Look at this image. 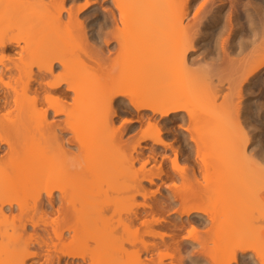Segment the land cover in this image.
Instances as JSON below:
<instances>
[{"label": "bare ground", "instance_id": "obj_1", "mask_svg": "<svg viewBox=\"0 0 264 264\" xmlns=\"http://www.w3.org/2000/svg\"><path fill=\"white\" fill-rule=\"evenodd\" d=\"M0 1L3 4L8 2L3 7L2 4L0 5L1 22L12 18H15L12 19L14 22L16 19L27 22H19L23 26L26 24V28L24 27L26 35L21 37L0 35V88H7L0 90V113H3L5 109L9 110V112L0 114V151L5 150L3 145L6 144L8 151H5V154L10 156L6 160L7 162L5 158L3 159L4 155L0 156V214L6 215L4 214L5 207L14 204L10 197L16 196L21 188L26 187L30 195L29 198L32 197L34 201L33 205H36L41 213H44L45 218L46 214L56 215V218H53L51 222H43L45 226H38L39 221H36L34 217L35 220L30 223L32 228L30 227L29 231L22 222L20 224L23 226L21 227L19 224L20 227L17 226V230L12 228L10 232L8 229L1 232L0 264H38L40 259H43L40 264H80L81 261L84 264H233L237 262L264 264V252L259 249L263 245L258 246L257 249L256 246L252 247L253 251L258 250L255 253L252 251L256 256L249 252L252 250V244L257 245L255 243L257 239L254 240L252 239L254 237H251L255 233L252 230L257 227L255 225L252 229L253 224L262 217L260 215H262V210L264 211V207H262L264 206V199H260L259 196V192L260 194L264 192V174H262L260 167L261 163L264 162V131H261L258 120L250 121L248 119L249 101L260 90V65L264 63V31L259 26L261 16L264 14V0H201L204 8H201L198 13H193L191 18H189L190 9L195 0H112L115 8L111 10V7L107 8L111 17L105 15L106 12L103 14V11L101 13V10L93 8L92 2L95 3L96 0H86L84 4H74L75 6L72 3L79 0H13L11 4L8 0ZM70 3L73 6H70ZM250 24L254 26H249ZM109 26L116 28H114L116 32L112 30L115 34V41H118L115 47L118 52L116 51L114 57L104 54L108 50L100 51L103 56L97 53L93 56L88 55L90 60L76 55L75 50L80 44L84 45L89 42L100 46L102 37L105 35L106 38L108 35L105 27L110 34L112 33L107 29ZM22 28L20 27V30ZM6 31H4L5 34H7ZM71 32H75L78 36L74 35L73 38L71 35L70 38L66 36ZM138 33H143L148 37L141 39ZM107 39L110 40V38ZM109 40H105L108 45ZM102 45L100 46L101 49L104 48ZM89 46L92 47L91 44ZM95 48L96 51L101 50L99 47V50L97 47ZM17 49L21 53L20 56L14 52ZM124 52L126 54L121 58ZM125 55H130V57L128 56L129 59ZM13 58L16 59V62L11 64ZM176 64H180L182 68H178L180 65ZM51 73L56 74L58 87H49ZM7 77L10 78V82L7 81ZM61 81H66L67 86ZM241 82H245V89L250 95L243 98L244 106L238 109L240 114V122H238L233 118V111L238 108L237 100L240 97L237 85ZM96 83H99L98 86ZM92 84H96L97 88L93 89ZM73 88L76 89L75 92L72 91ZM114 92L128 94L118 96L117 100L135 99L137 115L133 122L137 121L142 125L148 121V125L152 124L158 129L159 140L150 136L146 139H138L139 141H135L131 147L129 143L124 141L123 127L121 128L120 124L116 123L118 119L129 118L130 116H122L121 108L115 102L112 105V114H109L105 105L106 98ZM55 96L60 97V102L53 100L49 103L48 98ZM200 96H207L206 99L209 103L205 105V102L201 101L202 98H200V104H198L199 101L197 103V100ZM205 97L203 98L205 99ZM201 102H203V106ZM43 104L47 106L42 109ZM51 111L55 115H64V120L58 121L60 123H54L52 120L51 122L48 117ZM149 111L151 114L148 113ZM241 123L244 125L243 127H241ZM132 124L134 123H131L128 130H133ZM147 124L145 126L148 127ZM83 129H85L84 131L90 130L89 132L97 135L94 140L92 139L93 142L88 140L90 134L83 135L85 138L81 136ZM60 130L72 132L71 139L80 147L79 150L87 151L86 159L91 158L92 150L101 151V148L105 146L104 151H102L104 153L105 149L110 146L113 152L119 149L117 155H121L123 160H129L131 164H134V161H141L140 168L137 167L138 170L136 168L135 172L132 173H130V169L128 170L130 177L133 178L131 182L127 183L129 187H124L122 185L124 182H122L114 187L112 185L110 187L113 188L112 191L119 185L120 188L115 190L119 189L125 192L127 187L128 189L134 188V195L131 196L135 197L136 194H142L145 197L149 194L146 190L144 191L143 182L154 183L156 177L163 180V176L167 175L168 172L166 173L167 170L163 168L161 163L156 165V172L154 173L146 168L151 158L155 161L158 160L157 156L160 153L157 152V148L152 146L150 153L149 148L147 149L148 152L145 155L148 157H145L142 142L148 139L156 145H160L161 148L174 150L175 154L171 159L172 170L183 179L187 186L184 189L175 190L177 192L175 195L173 194V197L171 195L164 197L163 195L155 203L148 201L140 204L143 209L137 208L138 210L126 217V220H123L124 217L120 218L121 221L118 220V223L115 217L110 214L107 215L110 213L108 209H106L107 214L102 209L104 207H102V200L100 201L101 205L92 213L93 215L90 212L88 214L85 211L94 205L92 203L95 197L93 189L94 185H97L99 174L93 173L96 174L93 176L90 172L92 176L84 178V181L88 182L87 184L90 185L92 182L93 186L91 185V187L93 188L91 189L94 193L91 190L92 193L87 192L86 189L85 194L81 191V194L78 195L75 193L79 191H75L78 185L76 188H72L74 180L70 181L69 178H66V181L64 178L63 181V175H67L69 171L58 169L57 164H62L66 159L76 156L73 155L75 152L71 153L65 148L66 141L60 136ZM172 130L177 132V134L174 133L176 134L175 137L183 146L181 144L175 146L168 141V134ZM160 140L163 143H160ZM90 141L92 147L89 146V149ZM208 148H210L211 158L220 162L216 164L217 166L212 167L213 170H210L211 166L208 165L210 156L207 154ZM127 150H130L128 155ZM89 152L92 155L88 154ZM109 154L107 157H105L106 154H102L103 159L116 158L115 154L114 156H109ZM111 156L115 158H111ZM118 158L114 160L116 163ZM100 159L103 162L102 158H99L98 161ZM109 160H104V163H108ZM186 162L189 164H185ZM191 162L192 164H190ZM197 162L201 165V172H199L200 175L202 174L201 179L196 166ZM114 175L111 174L112 178ZM101 176L99 177L102 181L107 178ZM15 177L17 184L13 185L11 179ZM89 177H94V179ZM90 180L91 182H89ZM94 180H96L95 184H93ZM99 181L101 182V180ZM106 181H103L101 185ZM212 181L217 182L219 186L215 188L213 182L215 189L210 188V190H214L215 194H224L221 196L222 198L226 196V204L238 195L240 196L236 199L238 204L237 201L234 202V205L232 202L235 207L234 210L237 209L236 212L233 209H231L232 211L227 210L233 208L231 203L229 205L231 207L224 206V212L228 211L230 214L229 211H231L234 213L233 215L231 213L232 216L228 219L226 218L228 216H224L226 222L222 221L224 217L222 219L219 217L223 211L221 212L219 209V213L217 210L220 200L217 201V209L214 208L219 214H214L211 210L208 211L204 207L205 205L203 206V201L201 202L202 205L200 203L197 206L187 208L188 205L199 199L202 190L206 192L207 183L211 182L209 184L211 186ZM175 186L177 187V185ZM72 189L75 190L71 191ZM109 191L107 194L112 192ZM156 192L151 191L150 195L154 197ZM210 192L212 191L207 193ZM56 193L59 194L56 195ZM87 193L92 195L87 196ZM115 194L116 192H114V198H116ZM262 194L264 195V193ZM243 196L246 201H244ZM261 197L264 198V196ZM119 198L122 201V195L118 196L117 194V199H115L117 203H119ZM227 199H230V202ZM240 199L243 201L241 202ZM133 201L130 199V202ZM130 202L128 201V203ZM177 202L178 204L180 202L179 205L184 208L176 209L178 216H173V220L167 221L165 216H156V213H164L166 205L168 207L173 206L174 209ZM95 204L97 205V203ZM116 206L115 208H118V204ZM258 206L261 207L260 210L256 209ZM170 209L168 208V211ZM244 210L245 213H249H243ZM255 210L260 213L257 215L252 213ZM149 211L155 213L152 219L145 217L150 214ZM116 213H113L114 216ZM228 213L225 212V214ZM113 219L116 221L114 222ZM220 219L222 224L226 225L225 229L227 228V230L220 227L224 229L225 233H222L224 231L221 229L223 235L222 240L221 237L218 239L219 244L225 242V245L229 241L230 244L233 242L234 245H230V247H235L231 252L232 261L229 260L230 263L225 262L223 256L226 255H221L220 250L223 248L219 249V244V251L216 250L221 253V256H216L218 254L216 253L214 259L211 257L214 255H207L205 259L204 255L206 254L201 256V253L206 252L207 243L205 250L203 251V248L200 247L202 252L198 250L199 254H196L197 251L194 252L196 249L193 244L183 243L184 245H182V241L179 240L180 244L176 238H173V243H170L169 238L166 240L164 237L170 236L169 233L165 232L166 230L160 232L161 234L159 233L161 238L163 237L162 244L145 243L143 247L134 249L135 251L125 247L126 252L127 250L132 252H124L126 258L124 257L121 261L115 255L123 258V248L120 250L118 248L117 250L112 249L111 251V248L108 247L110 244H107L108 237L111 235L110 229L115 228L114 223L122 224L126 229L130 227L127 229L130 232H133V227L135 230L139 229V226L149 227L153 222L173 227L178 232L184 228L189 229L190 226L189 235L185 236L184 233V238L195 237L193 239L195 241L199 237L196 235L193 237V234H198L201 227L205 226L206 228L209 221L216 224ZM262 221L264 222V220ZM186 225L187 227H185ZM250 225L253 226L250 227L252 234L249 232L251 234L249 237L247 234ZM214 227L217 226L214 225ZM242 227L247 230L242 229L244 235L240 232ZM63 228H67L65 230L68 231L71 230V234L74 231L73 236L69 234L72 237H69L68 242L64 239L67 234L66 231L63 232ZM214 229L218 231L219 228ZM206 230L207 234L211 233L208 228ZM183 232L185 231L183 230ZM237 234L241 237L238 238ZM212 235H215L213 231ZM26 236L28 239L24 240L27 238ZM90 237L91 239H88ZM85 238L94 240V242H88L91 244L85 247L81 243ZM18 240L21 242L15 243ZM196 241L199 244L204 242L202 239H196ZM247 241H251L252 244L249 245L250 242ZM241 243L243 247L240 245ZM31 245L32 247L37 245L38 248L33 247V250ZM83 245L85 248H81ZM162 245L163 248H170L178 253L177 261L165 263L163 258H166V255L173 257V254L166 253V251L165 253L162 251L160 254L158 253L156 259L151 256L152 260L146 259L144 261L141 258L143 251L150 252L159 249ZM224 248L226 247L224 246ZM111 252L115 256L113 259L116 258L118 262L103 257L100 259V254L107 257ZM207 258L212 260L209 262ZM34 259L37 260L33 261Z\"/></svg>", "mask_w": 264, "mask_h": 264}, {"label": "rangeland", "instance_id": "obj_2", "mask_svg": "<svg viewBox=\"0 0 264 264\" xmlns=\"http://www.w3.org/2000/svg\"><path fill=\"white\" fill-rule=\"evenodd\" d=\"M7 1V0H6ZM9 1V3L11 4V2L13 1V0H8ZM86 0H79V1H77L76 3H72L73 5L75 4V5H82V4H84V2H85ZM93 1V0H92ZM91 1V2H92ZM4 2V1H3ZM94 2V1H93ZM92 2V5L94 6L93 8L94 9H99V10H101V13H102V11H103V14H105L104 12H106L107 14H105V15H107L108 17H111V14H110V11H108V9L110 8V10L113 8H115V6L113 5V1L111 0H109V1H106V0H96L95 1V3H93ZM113 2V3H112ZM2 4V7H3V5H7L8 4V2H6V4L4 3H2L1 1H0V5ZM71 3H70V6H73ZM69 5V4H68ZM67 5V6H68ZM74 5V6H75ZM1 7V6H0ZM108 8V9H107ZM66 15V14H65ZM66 17V16H65ZM12 19H15V18H12ZM12 19H7V20H4L3 22H1V24H0V35H7V36H23L26 32H24V27L26 28V24H25V26H23L22 25V23H27L26 22V20L24 21H22V19L21 20H18V19H16V22H14V20H12ZM17 20H18V23H17ZM22 21V23H19V22H21ZM19 25V24H21L20 26H17V25ZM2 26L4 27L3 29H2ZM22 26H23V28H22ZM6 27V28H5ZM20 27L22 28L21 30H20ZM109 27H110V29H109ZM109 27H107V29L108 30H110V31H114V32H116L115 30H114V28L115 27H112V26H109ZM121 27V26H120ZM119 27V28H120ZM112 28V29H111ZM116 29V28H115ZM118 29V28H117ZM7 30V31H6ZM4 31H6V33L7 34H5V32ZM105 31L108 33V35H107V33H105ZM105 31H104V29H103V32L107 35L106 36V38H105V35H104V37H102V43H101V45H102V47H104L103 49H101V45L100 46H98V45H94L93 43H89L88 42V44L87 43H85L84 45L83 44H80L78 47H77V49L75 50V52H76V55H78V56H80V57H83V58H85V59H89L88 58V55L89 56H93V55H95L96 53L97 54H99V55H102L103 56V53H101L100 51H107V53L105 52L104 54H108L109 56H111V57H114L115 55H116V53L118 52V50H116V46H117V42L118 41H115V37H114V33H113V31H112V33L111 34H113V35H111L110 34V32H108L107 30H106V27H105ZM26 35V34H25ZM70 35L72 36V38L74 37V35L77 37L78 35L75 33V32H71V33H69L68 35H66V36H69V38H70ZM113 36V37H111V36ZM133 35H136V34H133ZM65 36V35H64ZM64 36H62V37H64ZM138 36L141 38V39H145V38H147L148 37V35H145V34H143V33H138ZM142 36V37H141ZM107 38H110V40L109 39H107ZM67 39V38H66ZM105 40H109V45L108 44H106V41ZM104 41H105V43H104ZM89 44H91V46L93 47H90L89 46ZM93 44V45H92ZM111 44V45H110ZM109 46V47H108ZM95 47H97V50H99V49H101V50H99V51H96V48ZM98 47H99V49H98ZM118 48V47H117ZM95 49V50H94ZM105 49V50H104ZM117 51V52H116ZM11 52H13V51H11ZM16 54H17V56H20L21 55V53L18 51V49L17 50H15L14 51ZM13 52V53H14ZM99 52V53H98ZM11 54V53H10ZM124 54H126V52H124L123 53V55H121V58L124 56ZM131 56H132V54H130ZM130 55H125V57H127L128 58V56L130 57ZM107 57V56H106ZM124 57V58H125ZM123 58V59H124ZM126 59V58H125ZM129 59V58H128ZM90 60V59H89ZM13 62H16V59H12V62H11V64L13 63ZM93 63V62H92ZM176 65H180V64H176ZM175 65V66H176ZM182 68L181 67V65L180 66H178V68ZM7 79V81L8 82H10V78L9 77H7L6 78ZM13 82V81H12ZM12 84V83H11ZM13 84H14V82H13ZM12 84V85H13ZM97 84V86H98V84L99 83H96ZM96 84H92L91 86H93V87H90L91 89L93 88V89H95V87L97 88V86H96ZM5 87H1L0 88V90H2V89H4ZM89 88V89H90ZM5 89H7V88H5ZM203 97H205V96H200V97H198V100H197V103H198V101H199V103L198 104H200V100L201 101H203V102H205V105L207 104V103H209L208 101H207V99H206V97H205V99L203 98ZM200 98H202V99H200ZM200 99V100H199ZM203 102H201L202 103V106H203ZM42 105V104H41ZM40 105V106H41ZM46 106L47 105H44L43 104V107H41L42 109L43 108H46ZM40 108V107H39ZM6 112H9V110L8 109H5V110H3V113H6ZM2 112L0 113V114H3ZM53 112L51 111V112H49V115H48V117H49V120L51 121H53L54 123L56 122H58V121H63L64 119V115H55L54 113L52 114ZM149 114H151V112L149 111L148 112ZM130 116V115H129ZM129 116H127V117H129ZM129 118H132L131 116L129 117ZM136 119V117L133 119V120H135ZM123 119H118L117 120V123L116 124H120V122L122 121ZM51 121V122H52ZM148 122V121H147ZM147 122L145 121L144 123H142V125H141V123H139V122H137V121H135V122H133L134 124H132L133 125V130H128L129 128H130V126H131V124H128V126L126 125V126H124L123 128H122V132H123V139H124V141L126 142V143H129V146L131 147L134 143H135V141H139L138 139V136L141 134V130H142V128L144 129V128H147V126H145L146 124H147ZM58 123H60V122H58ZM61 123H63V122H61ZM207 123L208 124H210V122H208L207 121ZM145 127H144V126ZM148 125V124H147ZM143 126V127H142ZM61 128V127H60ZM126 128V129H125ZM141 128V129H140ZM85 129H83L82 131H81V136L83 137V135H87V133L88 134H90V138H88V136H87V138H88V140H91L92 142H93V140H94V138H96V134H93V133H91V132H89L90 130H88V131H84ZM61 131V130H60ZM174 133H176L177 134V132L175 131L174 132V130H172V132H170L168 135V137H169V139H168V141L169 142H171V143H173V144H175V146H178V144H179V146H180V142L177 140V137H175L176 136V134H174ZM61 134V135H60ZM60 136H62L65 140L64 141H66L65 142V148H67V150H69L71 153L73 152H75L73 155H75L76 157L74 158H70V159H66V161H64V162H62V164H57V167H58V169L60 168V170L62 169V170H67V171H69V173L66 175V174H64L63 175V181H64V178H65V180L67 181V179L69 178V180L70 181H72V180H74V182H73V185L74 186H72V188H76V186H77V188H76V190L75 189H72L71 191H77V190H79L78 192H75V193H77L78 195H79V193L81 194V191H86V189H87V192L88 191H92L93 192V190H94V194H95V197H94V202H92L94 205L91 207H89V209H87V211H85V212H88V214H89V212H90V214H92V213H94L95 212V210H97V208L101 205L100 203V201L102 200V209H104L105 210V212H106V214L108 213L107 212V210L106 209H108V211L110 212V213H108L107 215H112L113 217H115L116 218V220H114L113 219V221L115 222H117L118 223V220H120L121 221V219L123 218V220H126V217H129L130 215H132L136 210H138L137 208H139V209H143L142 207L143 206H141L142 204H144L145 202L147 203L148 201L149 202H151V203H155V201L156 200H158V199H160V198H162V196L164 195V197H167V195H171L172 197H173V194L175 195V193L177 192H175V190H180L181 188L182 189H184L187 185H186V183H184V181H183V179L181 178V177H179V175H177L175 172H174V170H172V164H171V159L173 158V156H174V150H171L172 148H170V149H165V148H161V146L160 145H156L154 142H152L151 140H144L143 142H142V147H143V149L145 150V153H144V155L145 154H147L146 152H148V148H149V153H150V147H152V146H154L155 148H157V152H160L159 153V157L157 156V158H158V160L156 159V161H155V159L153 160L152 158L149 160V162L147 163V169L149 170V171H153V173L154 172H156V170H155V167H157L156 165L157 164H160L161 163V165L162 166H164L163 168L164 169H166L167 171H166V173H167V175L165 174V176H163V180L162 179H160V178H155V181L156 182H154V183H149L148 181H146V182H143V187H144V191L146 190V192L149 194L148 196L146 195L145 197H144V195L142 196V194H136L135 195V197H133V196H131L133 193H134V188H129L128 189V187H129V184H127V183H129V182H131V180L133 179L132 178V176L130 177V173H132V172H135V170H136V168L137 167H139L140 165H141V161H134V164L132 163L131 164V162L129 161V160H123V157H121V155L120 156H118L117 154H119L118 152H119V149H117V151H114L113 152V149L109 146V148H106L105 149V152H107V153H103L102 151H104L103 149L105 148V146H103L102 148H101V151H96V149H94V150H92L91 152L93 153V155H92V153L90 154V152L88 153V154H90V155H92L91 156V158L89 159V158H87L86 159V152H84L83 150H79V148L80 147H78V145L75 143V141L73 140V139H71L72 138V132H70V131H64V132H60ZM63 134V135H62ZM127 134V135H126ZM127 136V137H126ZM125 137H126V139H125ZM83 138H85V136L83 137ZM93 139V140H92ZM129 139V140H128ZM141 140V139H140ZM91 141H90V144H88V147L89 146H91ZM128 141V142H127ZM89 142V141H88ZM85 143H86V141H85ZM86 145V144H85ZM68 146V147H67ZM145 146V147H144ZM181 146H183L182 144H181ZM92 147V146H91ZM108 147V146H107ZM3 148H5V150L3 151V150H1L0 151V156H2V155H4L3 156V159L5 158V161L8 159V157H10V156H8L7 154H5L8 150H7V148H8V146L5 144V145H3ZM87 148V147H86ZM89 149H90V147H89ZM128 149H130L129 147H128ZM99 150H100V147H99ZM147 150V151H146ZM209 151V153H208V151ZM206 151H207V154L208 155H210V148H208ZM6 151V152H5ZM130 151V150H129ZM128 150H127V155H128V152H129ZM4 152V153H3ZM100 153V155H99V153ZM110 154H109V153ZM113 152V153H112ZM162 152V153H161ZM95 153V154H94ZM105 155V157H107V155L109 154V156L110 155H112V156H114V154L116 155L115 157L116 158H118V160H117V163H116V161H114L116 158L115 157H112L111 156V158H115V159H110L109 160V158H107L109 161H110V163H109V161H108V163L106 162V163H104V160H107V159H103V155ZM131 153V152H130ZM129 153V154H130ZM148 153V154H149ZM166 154V155H165ZM72 155V156H73ZM90 155H88V156H90ZM150 155V154H149ZM7 156V157H6ZM102 156V157H101ZM108 156V157H109ZM147 155H145V157H146ZM160 156H162L163 158H161ZM148 157V156H147ZM146 157V158H147ZM99 158H102L103 159V162L101 161V159H100V161H98L99 160ZM120 158H121V160H120ZM210 159V160H209ZM209 159H208V165H209V167H210V170L212 169L213 170V166L215 167V166H217L216 164H218V163H220L218 160H213L212 158H211V155L209 156ZM184 160H186V159H184ZM114 161V162H113ZM126 161H127V163H126ZM130 163H129V162ZM7 162V161H6ZM59 163H60V161H59ZM112 163V164H111ZM193 163H196V161H193ZM222 163V162H221ZM111 164V165H110ZM136 164V165H135ZM185 164H189V162L187 163H185ZM190 164H192V162L190 163ZM131 166V167H129V166ZM199 165V166H198ZM125 166H127V167H125ZM136 166V167H135ZM196 166H197V168H198V174H199V172H201V169H200V163H198L197 162V164H196ZM56 167V166H55ZM129 167V168H128ZM140 168V167H139ZM202 168V167H201ZM130 169V173H129V170ZM132 169V170H131ZM137 170H138V168H137ZM113 171V172H112ZM115 171H116V173H115ZM91 172L92 174L93 173H96L97 175L99 174V176L100 175H102L101 177H103L104 176V178H105V176L107 177L106 179H103V181H106L105 183H103V185H101L102 184V179L98 176V178H97V185H94V189L92 190L91 188H93V187H91V185H92V182H91V180L89 181V182H91V184L89 185V184H87L85 181H84V178H87L88 176H92L91 175V173H90V175H89V173ZM211 172V171H210ZM86 173V174H85ZM88 173V174H87ZM169 173H171V175H168ZM96 174H93V176H95ZM111 174H115L114 175V178H112V176H111ZM119 175L118 177H116L117 175ZM66 175V176H65ZM79 176V177H76V176ZM86 176V177H85ZM110 176H111V178H110ZM167 176V177H166ZM168 176H171V177H173V178H171V177H168ZM202 176V174L200 175L199 174V178ZM109 177V178H108ZM116 177V178H115ZM176 177V178H175ZM67 178V179H66ZM90 178V177H89ZM96 178V177H95ZM131 178V179H130ZM162 178V177H161ZM90 179H94V177L93 178H90ZM201 179V178H200ZM99 180H101V182L99 181ZM10 181V180H9ZM9 181H8V183H9ZM65 181V182H66ZM69 181V182H70ZM95 181L96 180H94V183L93 184H95ZM100 183H99V182ZM215 181H217V180H215ZM122 182H124V184L122 183ZM166 184H165V183ZM175 182V183H174ZM214 181H212V183H213ZM218 182V181H217ZM216 182V183H217ZM11 183H13V185H15V183L17 184V178L15 177V178H13V179H11ZM119 183H122V185L124 186V187H126V186H128L127 188H126V190H124L125 192H123V190H115V189H117L118 187H119V185H118V187H116V188H114V191H112L113 190V188H110L112 185V187H114V186H116L117 184H119ZM177 185V187L179 188H177L175 185ZM215 183V182H214ZM214 183L211 185V186H209V184H211V182L210 183H207L208 184V186H209V189H208V186H206V188L208 189V191H212V192H210L209 194L207 193L208 191H207V189H206V192H203V190H202V193H200V196H199V199L197 200L196 199V202H193L192 204H190V205H188L187 206V208H190V207H193V206H197V205H199L202 201H203V206L204 207H206V209L208 210V211H213V213L214 214H219L220 213V211L222 212V213H220V215L221 216H219L221 219L226 215V216H228V217H226L227 219L228 218H230V216H232L234 213H232L231 211V209H233V211H235L234 209H235V207L233 206L235 203L234 202H236L237 200V197L239 196H237L236 198L235 197H233V198H235L234 200H232L231 199V197H230V199L232 200L231 202H230V199H227V201L228 202H230L231 203V206H233V208H228V207H231V206H229L230 205V203H228V204H226V200H225V198H226V196L225 197H223L222 198V196L224 195V194H218V193H216L215 194V192H214V190H210V188H212V189H215L216 187H218L219 186V184L218 183H220V182H218L217 183V185H216V183H215V185H214ZM162 184V185H161ZM170 184H171V186H170ZM205 184H206V182H205ZM172 185H174V186H172ZM215 186V188H214V186ZM43 186H45V185H43ZM93 186V185H92ZM97 186V187H96ZM123 186H122V189H124L123 188ZM40 187H41V185H40ZM255 187V186H254ZM39 188V187H38ZM120 188V187H119ZM146 188V189H145ZM95 189H96V191H95ZM248 189V188H247ZM23 190V191H22ZM112 191L111 193H109V194H107L108 192L107 191ZM160 192H159V191ZM261 190V189H260ZM21 191H22V193H21ZM90 191V192H91ZM109 191V192H110ZM119 191H121V192H119ZM151 191H157L156 192V195L153 197V195L151 196L150 194H151ZM205 191V190H204ZM252 191V190H251ZM264 191V190H263ZM19 192V194H17ZM17 193H14L16 196H11L10 198L13 200V202H14V204L12 205V206H7V207H5V213L4 214H6V215H1L0 214V233L1 232H4V231H6V229H8L9 231L8 232H10V230H12V228L13 229H18V227H20V225L22 224V222H23V225L24 226H26L27 227V230L29 231V229H31L32 228V226L30 225V223H32V221H34L35 219H36V221H39L38 222V226L39 225H42V226H45L44 225V223L45 222H51L52 220H53V218H56V215H52V214H46L47 216H46V218L44 217L45 215H44V213L42 214L41 213V211L36 207V205L34 206L33 204V199H32V197L31 198H29L30 197V195L28 194V192H27V188L26 187H24V188H21L19 191H18ZM91 192V193H92ZM114 192H116V194H115V196H116V198H114ZM249 192V191H248ZM247 192V193H248ZM253 192H255V191H253ZM257 192V191H256ZM259 192V191H258ZM164 193V194H163ZM204 193H207L206 195L204 194ZM262 193H264V192H262ZM260 194V192H259V196H260V199L262 198V199H264L263 197H261V196H264L263 194ZM59 193H56V195H58ZM83 194V193H82ZM84 194H85V192H84ZM88 194V193H87ZM86 194V195H87ZM117 194H118V196H120V195H122V197L124 198H122V201H120V198H119V203H117V201L115 200V199H117ZM130 194V195H129ZM218 194V195H217ZM250 194V193H249ZM252 194V193H251ZM250 194V195H251ZM92 195V194H91ZM90 194H88L87 196H91ZM113 197H112V196ZM134 195V194H133ZM202 195H204V196H202ZM220 195V196H219ZM222 195V196H221ZM246 195V194H245ZM255 195H256V193H255ZM130 196V197H129ZM235 196V195H234ZM246 196H248V195H246ZM258 196V197H259ZM93 197V196H92ZM91 197V198H92ZM150 197H152V198H150ZM240 197V196H239ZM253 197H254V195H253ZM253 197H252V199H253ZM256 197H257V195H256ZM14 198H15V200H14ZM95 198H98L99 199V204H98V199H95ZM127 198H129V199H127ZM217 198V199H216ZM243 198H244V196H243ZM127 199V200H126ZM130 199L131 200H134L133 202H130ZM248 199V198H247ZM250 199V198H249ZM248 199V200H249ZM201 200V201H200ZM218 200H220V201H218ZM224 200V201H223ZM238 200H239V198H238ZM16 201V202H15ZM128 201L130 202V203H128ZM217 201H218V203H219V207H218V203H217ZM240 201L242 202L243 200L242 199H240ZM244 201H246L245 200V198H244ZM255 201V200H254ZM257 201H258V198H257ZM262 201V200H261ZM167 202V201H166ZM221 202V203H220ZM223 202H225V203H223ZM232 202H233V205H232ZM241 202H239V203H241ZM259 202V201H258ZM16 203V204H15ZM95 203H97V205L95 204ZM168 203V202H167ZM237 204H238V201L236 202ZM247 203V202H246ZM263 203H264V201H263ZM18 204V205H17ZM118 204V208H115V207H117L116 205ZM141 204V205H140ZM179 204H180V202H179ZM178 204V202H177V204H176V206H175V208L173 209V206L171 207V209H170V207H168L167 205H166V209H165V211H164V213L163 214H160V213H156L157 215L156 216H158V215H161V216H165V217H167V221H171V219L173 220V216L175 217V216H178V213L176 212V209H183L184 207H182V206H180ZM236 204V205H237ZM243 204H244V202H243ZM242 204V205H243ZM251 204V203H250ZM252 204H253V202H252ZM252 204H251V206H252ZM261 204H262V202H261ZM260 204V205H261ZM92 205V204H91ZM169 205V204H168ZM201 205H202V203H201ZM228 207H227V206ZM254 205V204H253ZM263 205V204H262ZM261 205V206H262ZM141 206V207H140ZM218 207V209H217V207ZM222 206V207H221ZM224 206H226L227 208V210H231V211H229L230 212V214L228 213V211H225L226 213H228V214H225V212H224V210H225V207ZM237 206H239V205H237ZM236 206V207H237ZM241 206V205H240ZM244 206V205H243ZM249 206V205H248ZM107 207V208H106ZM211 207V208H210ZM221 207V208H220ZM245 207H246V205H245ZM245 207H243V209L245 208ZM250 207V206H249ZM257 207V206H256ZM260 206H258V208H256V209H258V210H260L261 209V207L259 208ZM262 207H264V206H262ZM114 208H115V210H114ZM168 208L170 209L169 211H168ZM214 208H216L218 211H219V209H221L220 211H219V213H218V211L216 210L215 211V209ZM237 208H239V207H237ZM253 208V207H252ZM36 209V210H35ZM101 209V210H102ZM118 209V210H117ZM173 209V211H171ZM214 209V210H213ZM240 209V208H239ZM242 209V210H243ZM246 209V208H245ZM249 209V208H248ZM253 209H255V208H253ZM149 210H151V209H149ZM115 211V212H114ZM133 211V212H132ZM236 211H237V209H236ZM235 211V212H236ZM247 211V210H246ZM251 211V210H250ZM84 212V211H83ZM84 212V215H85V217H87L86 216V213ZM117 212V213H116ZM176 212V213H175ZM112 213V214H111ZM113 213H116L115 215L116 216H114V214ZM149 213L150 214H147V216H145L147 219H152V216H153V214H155V213H151L150 211H149ZM231 213H232V215H231ZM240 213V212H239ZM243 213H245V210H244V212ZM247 213H249V212H246L245 214H247ZM252 213H254V214H259L260 212L259 211H257V210H255V211H252ZM173 214V215H172ZM237 214V213H236ZM241 214V213H240ZM261 214L262 215H260V216H262V217H260V221L259 220H256V222L253 224V225H250L248 228H250V227H252V229L255 227V225H257V227H255L256 229H254V230H252V232H255V233H253V236H251V237H254V238H252V239H254L255 240V238L257 239L256 241L257 242H255V243H257V245L255 244V245H253L252 244V242L251 241H247L248 243H249V245L250 244H252V246H251V248L253 247V246H256V249H257V247L258 246H262V248L260 247L259 249H260V251L261 252H264V222L262 221V220H264V211L262 210V212H261ZM93 215V214H92ZM148 215H149V217H148ZM223 215V216H222ZM2 216H6L5 217V219H4V217H2ZM247 216H249L250 217V215H247ZM34 217H35V219H34ZM248 217V218H249ZM31 218H33V219H31ZM48 218V219H47ZM121 218V219H120ZM184 218H186V217H184ZM226 218L224 217L223 218V220L222 221H224V222H226L227 220H226ZM252 218V217H251ZM256 218V217H255ZM258 218H259V216H258ZM263 218V219H262ZM43 219H46V220H48V221H45V220H43ZM216 219V218H215ZM217 219H219L218 217H217ZM221 219H220V221L218 220H216L217 222H216V224H214L215 222H213L212 223V221L210 222L209 221V224H208V226L209 227H211V228H209L208 226H206V228H205V226L204 227H201L200 229H199V231H198V234H193V237L196 235V237H199V238H196L197 240L198 239H202V241H204V242H202V241H200V242H202V244L200 243L199 244V242L198 241H196V239H195V241L193 240L194 238H192L191 237V239L190 238H188L187 237V239H185L184 237L185 236H187V235H189V232H188V230H190L191 229V227L189 226L188 228L189 229H187V228H184V229H182V230H180V232H178V231H176L177 229H175V228H173V227H168L167 225H165V224H155L154 222L151 224V225H149V227H145V226H139V229H136L135 230V228L133 227V232H130V231H128L127 229H129V228H127L126 229V227L123 225L122 226V224L121 225H119V224H113V226L115 227L114 229H113V227L110 229V234L111 235H113L112 237H114V238H112L111 237V235H109V237H108V240H107V244L109 243L110 245L108 246V247H110L111 248V251H112V249H114V250H117V248L120 250V248H123V253L122 254H124V252H126L125 250H124V248L126 247L128 250H132L133 249V251H135L136 250V248L137 249H139V248H141V247H143V244L145 245V243H147V244H154V243H160V244H162L163 243V237L161 238V235H159V233L160 232H163V231H165V232H167V233H169L170 234V236H165L164 238L167 240L168 238V240H170V243H173V238H176V240H177V242L178 243H180V241H182L181 243H182V245H184V244H193V245H195V251L194 252H198V250H200V247H201V249L203 248V251L205 250V246H206V243H207V249H206V252L205 253H201L202 255L201 256H203V254H206V255H204V258L205 257H207V255L208 256H211V255H214V257L213 256H211L213 259L218 255H220L221 253V255H223V254H225L226 256L224 257L223 256V258H224V260H225V262L226 263H230V261H232V258H231V256H232V253L231 252H233V250L232 249H234L233 248V242H232V244H230L229 243V241H227V243L229 244V246H228V244L226 243L225 245H224V243H222L221 242V244H219L220 242H218V239L221 237V240H222V233H225V231H224V229H225V227H226V225L224 226V224H222V222H221ZM262 219V220H261ZM50 220V221H49ZM226 220V221H225ZM249 220H250V218H249ZM255 220V219H254ZM30 221V222H29ZM35 221V222H36ZM44 222V223H43ZM223 222V223H224ZM248 222H251V221H248ZM258 222H259V224H258ZM263 222V223H262ZM21 223V224H20ZM40 223H42V224H40ZM20 224V225H19ZM50 224V223H49ZM48 224V225H49ZM261 224H263V225H261ZM23 225H21V227L23 226ZM28 225V226H27ZM118 225H119V227H118ZM187 225L185 226V227H187ZM214 225L215 226H217V227H214ZM223 225V226H222ZM18 226V227H17ZM41 226V227H42ZM50 226V225H49ZM49 226H47V227H49ZM219 226V227H218ZM247 226H248V224H247ZM246 226V227H247ZM258 226H260V227H258ZM15 227V228H14ZM31 227V228H30ZM123 227H125V228H123ZM220 227H224V229L223 228H220ZM245 227V226H244ZM244 227H242L241 228V231L240 232H242V229L244 228ZM11 228V229H10ZM110 228V227H109ZM209 229V230H211V233H209V234H211L212 235V231H213V233H215V235H212L213 236V239H212V236L211 235H209V234H207V232H205V231H207L206 229ZM213 228V229H212ZM214 228H219L218 229V231H217V229L215 230ZM247 228V229H248ZM16 229V230H17ZM62 229V228H61ZM64 229V228H63ZM65 229H67V228H65ZM63 230V232H65L66 231V234L67 235H65V241L66 242H68L69 241V237L72 235L73 236V234H74V231H73V233L71 234V230L70 231H68V230ZM224 231V232H222L221 233V231L222 230ZM131 230V231H132ZM138 230V231H137ZM183 230L185 231V232H183ZM225 230H227V228L225 229ZM243 230H246V229H243ZM249 230V229H248ZM201 231V232H200ZM220 231V232H219ZM247 231V230H246ZM245 231V232H246ZM70 232V233H69ZM113 232V233H112ZM115 232V233H114ZM156 232H158L157 234H156ZM183 232V233H182ZM210 232V231H209ZM218 232V233H217ZM237 233H239L238 231H236ZM249 232H251V228H250V230L248 231V234H247V232H246V234L250 237V235L252 234V232H251V234L249 233ZM186 235H185V234ZM188 233V234H187ZM221 233V235H219ZM243 233V235H244V231L242 232ZM69 234H71V235H69ZM161 234V233H160ZM204 234V235H203ZM245 234V235H246ZM115 235V236H114ZM185 235V236H184ZM201 235V236H200ZM209 236V238H208V236ZM239 235H242V234H240L239 233ZM238 234H237V236H238V238L239 237H241V236H239ZM71 236V237H72ZM183 236V237H182ZM224 236H226V235H224ZM223 236V237H224ZM27 237V236H26ZM115 237H116V239H115ZM205 237H207V238H205ZM234 237H235V234H234ZM87 238V237H86ZM83 239L82 241H81V243L82 244H84L85 245V247H87L89 244H91V243H93L94 242V240H88V239H91V237L90 238H88V239ZM180 238V239H179ZM211 238V239H210ZM0 239H1V234H0ZM26 239H28V237L27 238H25L24 240H26ZM164 239V240H165ZM192 241H190V240ZM245 239V238H244ZM15 240H17V239H15ZM20 240V239H19ZM19 240H18V242L17 241H15V243H17V244H19L20 242H19ZM180 240V241H179ZM209 240V241H208ZM210 240H212V241H210ZM253 240V241H254ZM23 241V240H22ZM28 242L30 241V240H27ZM26 241V242H27ZM91 241V243H89L88 244V242H90ZM186 241V242H185ZM162 242V243H161ZM166 242V241H165ZM168 242V241H167ZM198 242V243H197ZM213 242V243H212ZM231 242V241H230ZM245 242V241H244ZM14 243V244H15ZM180 243V244H181ZM184 243V244H183ZM217 243V244H216ZM242 243H243V241H242ZM242 243L240 244L242 247H243V245H244V243H243V245H242ZM247 243V244H248ZM21 244H23V243H21ZM200 246H199V245ZM203 244H205L204 246H203ZM220 245V247H219V245ZM246 244V245H247ZM84 245L83 246H81V248H83L84 247ZM87 245V246H86ZM209 245H210V247H209ZM215 245V246H214ZM230 245H233L232 247H230ZM113 246H116V247H113ZM122 246V247H121ZM223 246V247H222ZM224 246L226 247V248H224ZM33 247H37L38 248V246L37 245H33ZM32 247V245H31V248L34 250V248ZM84 247V248H85ZM164 246L162 245L159 249H154L153 251H150V252H148V251H143V253H142V256H141V258L144 260V261H146V259L147 260H149V259H151L150 257L152 256V257H154L155 259L156 258H158V256L157 255H159L160 254V252L162 251V252H164L165 253V251H166V253H169V254H173V257H170V256H168V255H166V258H163V261H165V263H170V262H174V261H177V259H178V257H177V252H175L174 250H172V249H170V248H163ZM211 247H213V248H211ZM214 247H215V249H214ZM218 247H219V249L221 248H223L222 250H220L221 251V253L219 252H217V250L219 251V249H218ZM247 247V246H246ZM37 248H35L36 250H37ZM109 248V249H110ZM229 248V249H228ZM231 248V249H230ZM249 248V247H248ZM135 249V250H134ZM164 251H163V250ZM168 251H167V250ZM212 249V250H211ZM217 249V250H216ZM239 249V248H238ZM262 249H263V251H262ZM127 250V252H132V251H128ZM236 250H237V248H236ZM121 251V252H122ZM208 251V252H207ZM215 251V252H214ZM227 251V252H226ZM238 251V250H237ZM253 248H252V250H250L249 252H250V254H252L253 252L255 253L256 251H258V250H256V251H253ZM126 252V253H127ZM196 252V254H199V252H202V250H200L198 253ZM159 253V254H158ZM214 253V254H213ZM216 253H218V254H216ZM253 253V254H254ZM111 254H113L112 252L106 257L105 255H99V256H101V258L100 259H102V257L103 258H106V259H109V260H112L115 256H117L118 258L117 259H119V261H121L122 259H124V257L126 258V254H124V256H123V258H119V257H121V256H118V255H115L114 256V254L111 256ZM121 254V253H120ZM154 254V255H153ZM210 254V255H209ZM215 254H216V256H215ZM249 254V253H248ZM257 254V253H256ZM220 255V256H221ZM179 256V255H178ZM200 256V255H199ZM200 256V257H201ZM219 256V257H220ZM228 256V257H227ZM253 256H256L255 254L253 255ZM97 257V256H96ZM97 257V258H98ZM112 257V258H111ZM219 257H217V258H219ZM229 257H230V259H229ZM153 258V259H154ZM222 258V257H221ZM226 258V259H225ZM116 258L115 259H113L114 261H116L117 260ZM202 259H203V257H202ZM206 259V258H205ZM204 259V260H205ZM209 259V262H210V260H212L211 258H207V260ZM37 260V259H36ZM35 259L33 260V261H36ZM43 260V259H42ZM41 259L38 261V264H40L41 262H43ZM72 260V259H71ZM152 260V259H151ZM221 260V259H220ZM223 260V261H224ZM230 260V261H229ZM29 262H30V260H28ZM27 261V262H28ZM222 261V260H221ZM229 261V262H228ZM28 262V263H29ZM116 262H118V261H116ZM238 264H244V263H241V262H237ZM237 263H233V264H237ZM62 264H64V263H62Z\"/></svg>", "mask_w": 264, "mask_h": 264}, {"label": "snow or ice", "instance_id": "obj_3", "mask_svg": "<svg viewBox=\"0 0 264 264\" xmlns=\"http://www.w3.org/2000/svg\"><path fill=\"white\" fill-rule=\"evenodd\" d=\"M86 6V5H85ZM204 8V4L201 2V0H195L193 6L190 9V14L189 18H191V15L193 13H198L200 12V9ZM249 26H254L253 24H250ZM259 26L262 31H264V14H262L261 19L259 21ZM102 43V41H101ZM51 71V70H49ZM260 90L258 93H256L252 99L249 101V106H248V119L250 121H257L259 122V126L261 131H264V63L260 65ZM61 83H64L65 86H67L66 81H61ZM59 85L56 83V74L51 73V77L49 80V87L50 88H55L58 87ZM73 92L76 91L75 88L72 89ZM237 91L239 94V99L237 100V105L238 108L233 111V118L240 122V114H239V108H242L243 105V98L247 97L250 95V93L245 89V82H241L240 84L237 85ZM121 95H128L127 93H119V92H114L112 95L108 96L105 100V105L106 108L109 112V114H112V105L113 102L116 103L118 107L121 108L122 116H131L132 119L129 118H124L120 122V127H124L125 125L133 123V119L136 117L137 113L135 111V108L137 107V103L134 98H129L127 100L121 101L117 100L118 96ZM49 103H51L53 100L60 102V97L55 96V97H49ZM244 125L241 123V127ZM155 138L159 140V132L158 129H156L152 124H149L147 128H144L141 130V134L138 136L139 139H146L149 138ZM160 143H163L162 140L159 141ZM243 147V145H242ZM262 174H264V162L261 163L260 165ZM194 230V229H193ZM191 255V254H190ZM80 264H84L83 261L80 262ZM258 264V262H257Z\"/></svg>", "mask_w": 264, "mask_h": 264}]
</instances>
